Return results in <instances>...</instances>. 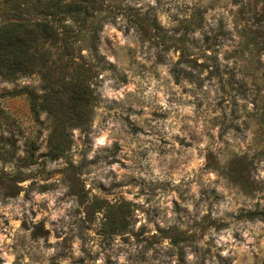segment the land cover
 <instances>
[{
	"label": "rangeland",
	"instance_id": "1",
	"mask_svg": "<svg viewBox=\"0 0 264 264\" xmlns=\"http://www.w3.org/2000/svg\"><path fill=\"white\" fill-rule=\"evenodd\" d=\"M94 6L81 121L0 76V264H264V0Z\"/></svg>",
	"mask_w": 264,
	"mask_h": 264
},
{
	"label": "trees",
	"instance_id": "2",
	"mask_svg": "<svg viewBox=\"0 0 264 264\" xmlns=\"http://www.w3.org/2000/svg\"><path fill=\"white\" fill-rule=\"evenodd\" d=\"M95 0H0V76L14 81L36 74L42 85L23 87L35 115L57 117L58 125L81 121L92 89L91 68L82 59L76 44L86 42L90 56L98 55L101 25L94 18ZM33 17V18H31ZM81 37V38H79ZM77 51V52H76ZM260 213L264 220V212Z\"/></svg>",
	"mask_w": 264,
	"mask_h": 264
},
{
	"label": "clouds",
	"instance_id": "3",
	"mask_svg": "<svg viewBox=\"0 0 264 264\" xmlns=\"http://www.w3.org/2000/svg\"><path fill=\"white\" fill-rule=\"evenodd\" d=\"M9 259V262L11 261V257L8 258Z\"/></svg>",
	"mask_w": 264,
	"mask_h": 264
}]
</instances>
